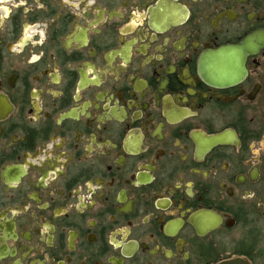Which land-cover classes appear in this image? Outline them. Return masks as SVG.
Returning a JSON list of instances; mask_svg holds the SVG:
<instances>
[{"label":"flooded vegetation","instance_id":"af4514ba","mask_svg":"<svg viewBox=\"0 0 264 264\" xmlns=\"http://www.w3.org/2000/svg\"><path fill=\"white\" fill-rule=\"evenodd\" d=\"M231 262L264 264V0H0V264Z\"/></svg>","mask_w":264,"mask_h":264},{"label":"water","instance_id":"95a60500","mask_svg":"<svg viewBox=\"0 0 264 264\" xmlns=\"http://www.w3.org/2000/svg\"><path fill=\"white\" fill-rule=\"evenodd\" d=\"M258 35H252L240 45L225 46L210 53V63L207 69L221 82L235 80L238 74L246 73V60L250 54L255 53L257 46L254 41ZM230 75V76H229ZM226 264H244L231 262Z\"/></svg>","mask_w":264,"mask_h":264}]
</instances>
